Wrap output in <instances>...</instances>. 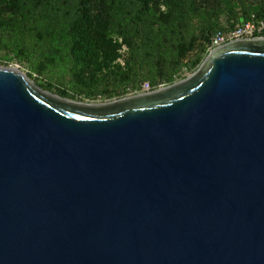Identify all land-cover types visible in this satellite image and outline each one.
Segmentation results:
<instances>
[{
	"label": "water",
	"instance_id": "95a60500",
	"mask_svg": "<svg viewBox=\"0 0 264 264\" xmlns=\"http://www.w3.org/2000/svg\"><path fill=\"white\" fill-rule=\"evenodd\" d=\"M0 264H264V38L101 104L0 67Z\"/></svg>",
	"mask_w": 264,
	"mask_h": 264
},
{
	"label": "trees",
	"instance_id": "16d2710c",
	"mask_svg": "<svg viewBox=\"0 0 264 264\" xmlns=\"http://www.w3.org/2000/svg\"><path fill=\"white\" fill-rule=\"evenodd\" d=\"M240 1L10 0L8 13L0 8V40L61 97L120 99L144 82L178 80L185 58L203 44L206 52L221 29V5ZM262 3L252 12L243 7L236 24L263 15Z\"/></svg>",
	"mask_w": 264,
	"mask_h": 264
},
{
	"label": "rangeland",
	"instance_id": "374dc122",
	"mask_svg": "<svg viewBox=\"0 0 264 264\" xmlns=\"http://www.w3.org/2000/svg\"><path fill=\"white\" fill-rule=\"evenodd\" d=\"M264 0H242L240 2H235L232 7L228 6L227 4H222L219 9V28L231 27L236 24L235 18L238 16L239 13L243 11V7L246 8L247 11L252 12L253 10H257L258 8L263 5ZM212 2H207V5H211ZM10 0H2L0 1V8L7 13L10 10ZM229 9H232L231 16L229 14ZM120 42V41H119ZM204 44L200 45L196 50L191 52L184 60V63L178 73V80H175L172 84L181 82L191 76L194 72L197 71L198 67L202 64L204 59L207 57V52L203 50ZM121 57L117 60L120 64H123V57L126 54V48L121 47L118 51ZM197 62V63H196ZM197 64V65H196ZM0 67L9 68L11 70L17 71L24 75L29 82L36 88L40 89L41 91L48 92L51 95L59 96L57 89L53 88L51 90L46 89V77H38L31 72V70L27 67L26 61H20L19 57L16 53L11 50L8 45L7 41L0 40ZM56 74H59L56 71ZM170 84V85H172ZM165 87L169 85H164ZM127 97H130L129 95ZM64 98V97H62ZM68 99V98H65ZM71 101L76 102H85V103H94V104H101L105 102H111L116 99H109L104 100L100 97L96 99H86L81 97H76L75 99H68Z\"/></svg>",
	"mask_w": 264,
	"mask_h": 264
},
{
	"label": "built area",
	"instance_id": "2783aa9c",
	"mask_svg": "<svg viewBox=\"0 0 264 264\" xmlns=\"http://www.w3.org/2000/svg\"><path fill=\"white\" fill-rule=\"evenodd\" d=\"M264 38V14L256 16L250 14L246 19H242L239 24L233 27H225L222 29H216L211 37L210 42L206 48L207 54L212 52L214 49L221 47L229 42L238 40H255ZM165 88L164 85L152 87L149 83L144 82L138 90L129 92L125 97L135 96L140 94L151 93L160 89ZM123 97V98H125Z\"/></svg>",
	"mask_w": 264,
	"mask_h": 264
}]
</instances>
